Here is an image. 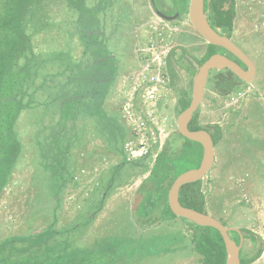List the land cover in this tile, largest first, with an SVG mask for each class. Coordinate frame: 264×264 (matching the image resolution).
Segmentation results:
<instances>
[{
	"label": "rangeland",
	"instance_id": "rangeland-1",
	"mask_svg": "<svg viewBox=\"0 0 264 264\" xmlns=\"http://www.w3.org/2000/svg\"><path fill=\"white\" fill-rule=\"evenodd\" d=\"M61 3L55 0L41 11L31 10L30 20L26 21L24 28L28 38L31 37L35 53L68 48L74 60L81 51L79 23H88L89 20L79 9L75 11L74 22L69 24L66 19L62 20L64 8ZM104 3L100 7L104 19L97 23L99 31L104 34L106 51L118 60V72L103 102V110L108 116L119 119L130 134L120 108L125 92L131 86L129 74L138 67L136 45L147 41L148 24L165 21L155 14L150 0H104ZM167 3L172 5L171 0ZM234 6L236 16L231 39L253 62L255 75L251 82L225 95L212 83L205 88L198 121L202 126L218 125L221 134L214 146L213 166L201 180V190L205 213L226 227L245 229L256 236L254 241L251 237L242 241L240 256L249 259L258 251L261 241L264 242V0H234ZM51 8L53 20L49 21L47 14ZM175 14L180 17L168 22L172 29V45L182 46L196 56L202 55L205 40L191 28L185 13L175 11ZM101 23L104 29H101ZM180 65L181 74L189 80L190 74L182 63ZM167 105L169 119L176 124L171 90L167 94ZM55 110L56 107L47 102L24 109L15 123L23 158L17 162L9 184L0 193V240L10 235L42 231L53 220L59 228L74 222L77 227L72 237V258L60 256L61 261L70 264H199L198 257L183 243H179L177 252L163 254L167 238H153L154 243L145 246L147 250L153 248L161 254L144 255L140 253L145 250L136 251L141 246L137 235L146 232L147 228L134 222L131 204L143 177H131L129 181L128 176L114 179L99 202L109 169L122 157L112 148L109 134L104 133L105 138L100 137L101 140L85 141L78 149L73 145L72 156L76 165L73 161L70 166L76 171L74 178L62 188H51L50 172L40 166V156L43 153L48 161L52 154L48 138ZM90 135L92 133L87 136ZM187 168L189 166L181 164L178 171L182 173ZM182 219L177 217L161 223L163 226L156 225L148 232L167 236V233L184 226ZM76 220L87 223L81 227ZM230 232L235 235V231ZM126 236L137 238L134 245L125 249L120 240ZM118 237L121 239L113 240ZM120 250L123 252L116 253ZM115 259L119 261L114 262ZM34 263L30 261V264ZM46 263L41 260L36 264ZM250 264H264V248Z\"/></svg>",
	"mask_w": 264,
	"mask_h": 264
},
{
	"label": "trees",
	"instance_id": "trees-1",
	"mask_svg": "<svg viewBox=\"0 0 264 264\" xmlns=\"http://www.w3.org/2000/svg\"><path fill=\"white\" fill-rule=\"evenodd\" d=\"M54 1L0 0V193L9 184L17 162L23 158L22 146L15 127L21 111L47 102L48 105L56 107L52 118L53 128L48 138L52 154L48 161L43 153L40 154V166L50 172L48 181L51 188H62L67 181L74 178L76 171L70 166L73 165V161L76 165L74 155L72 156L73 145L78 149L85 141L90 143V139L101 140L105 138L104 133L107 136L109 134L112 148L122 157L119 163L109 169L99 202L101 203L114 179L128 176L126 178L129 181L131 177L133 179L143 177L131 204L134 222L147 228L146 232L137 235L141 246L136 251L143 249L145 251L140 254L144 255L161 254V251H154L153 248L147 250L145 246L154 243L153 238H167L165 252H162L165 255L177 252L179 243H183L198 257L199 264H225L223 241L219 232L213 228L198 226L182 219L184 226L167 233V236L162 237L161 234L148 232L151 227L159 224V227L163 226L161 223H168L177 218L167 205V192L180 173L178 167L181 164L189 168L199 165L201 146L182 137L175 130L166 140L155 161L151 162L148 158L128 161L122 147L130 134L119 119L108 116L103 110V102L118 72V60L106 51L104 34L99 31L97 23L104 19L100 11V7L105 4L104 0H98V3L96 0L92 3L91 0H60L64 8L62 20L66 19L69 24L74 22L73 17L77 9L89 20L88 23H79L78 30L82 36V43H79L81 51L79 57L76 59L74 57V60L68 48L35 53L31 46V37L28 38L25 32V23L30 20L31 10L41 11L46 4ZM172 2L174 11L186 14L187 0ZM204 11L212 29L220 35L232 38L233 19L236 16L234 0H204ZM47 19L53 20V8L48 11ZM101 29H104L102 23ZM216 48L206 43L203 54L196 56L184 47L176 46L169 54L166 70L170 77L169 86L174 97L173 109L176 115L190 103L193 74ZM198 50L197 48L196 51ZM180 63L190 74L189 80H185L181 74ZM222 78L223 83L220 85L224 89V94H227L234 83L227 75ZM198 117L199 110L193 114L188 129H205L211 135L215 146L221 134L218 125L202 126ZM89 133L92 135L87 136ZM39 142L42 144V141ZM178 200L185 207L205 212L201 180L183 185L179 190ZM76 221L81 227L87 223L85 220ZM73 223L59 228L55 226L56 221L53 220L42 231L7 236L0 240V264H30V261L36 264L41 260H45L46 264H70L68 261H61L59 257L72 258L74 246L72 237L74 228L77 227ZM245 232L247 235H244V238L251 237L252 241L256 239L253 233L247 230ZM234 236L238 243V234L235 233ZM137 237L126 236L120 241L126 249L129 245H134ZM119 239L121 237L113 240ZM263 248L264 242L261 241L254 256L249 259L240 256V264L253 262L260 256ZM120 252L123 251L116 253ZM131 255L133 254L128 256ZM119 259H115L114 262H118Z\"/></svg>",
	"mask_w": 264,
	"mask_h": 264
},
{
	"label": "water",
	"instance_id": "water-1",
	"mask_svg": "<svg viewBox=\"0 0 264 264\" xmlns=\"http://www.w3.org/2000/svg\"><path fill=\"white\" fill-rule=\"evenodd\" d=\"M151 5L158 17L170 21L178 16H166L155 9L153 0ZM187 17L191 28L202 37L207 44L222 48L239 59L246 70L240 68L235 62L220 53H214L209 56L196 70L191 79L190 103L176 116V130L182 137L196 142L201 146V159L197 167L188 169L180 173L172 182L167 192V205L176 217L186 219L198 226L210 227L217 230L222 238L225 250V264H240V250L243 237L239 229L224 226L218 219L205 213L185 207L178 200L179 190L183 185L202 180L208 173L214 163V143L211 135L203 128L198 130H189L188 123L193 114L200 109L207 79L211 71L228 69L238 79L245 83L253 80L255 67L248 56L232 41L231 38L218 34L212 29L204 11V0H188ZM235 231L239 236V242L236 243L229 232Z\"/></svg>",
	"mask_w": 264,
	"mask_h": 264
},
{
	"label": "built area",
	"instance_id": "built-area-1",
	"mask_svg": "<svg viewBox=\"0 0 264 264\" xmlns=\"http://www.w3.org/2000/svg\"><path fill=\"white\" fill-rule=\"evenodd\" d=\"M146 28L149 36L146 42L136 45L138 67L129 74L131 86L120 108L130 128V137L122 147L128 161L142 158L155 161L176 130L175 122L166 112L170 77L165 63L172 45V29L168 23H150Z\"/></svg>",
	"mask_w": 264,
	"mask_h": 264
},
{
	"label": "flooded vegetation",
	"instance_id": "flooded-vegetation-1",
	"mask_svg": "<svg viewBox=\"0 0 264 264\" xmlns=\"http://www.w3.org/2000/svg\"><path fill=\"white\" fill-rule=\"evenodd\" d=\"M167 1L168 0H153V4H154V7H155V9L156 10H158L159 12H161V13H163L164 15H166V16H170V17H172V16H174L175 15V11H174V7H173V2H172V5L170 4H168L167 3ZM172 1V0H171ZM150 5H151V1H150ZM152 6V5H151ZM153 8V7H152ZM156 14V13H155ZM157 15V14H156ZM186 15H187V12H186ZM180 17V15H178L176 18H179ZM160 18V17H159ZM176 18H174L173 20H175ZM160 20H164V19H160ZM173 20H170V21H173ZM165 21V23H168V22H170V21H166V20H164ZM233 41V40H232ZM234 42V41H233ZM235 43V42H234ZM236 44V43H235ZM174 47H176L175 45H171V47H170V49H169V52H168V54H167V56H166V60H167V58H168V56H169V54L172 52V50L174 49ZM214 53H220V54H222V55H224V56H226L227 58H229V59H231L233 62H235L240 68H242L243 70H246V66L239 60V59H237L235 56H233L231 53H229V52H227L226 50H224V49H222V48H219V47H217L216 48V50H215V52ZM213 53V54H214ZM249 58V57H248ZM166 64V63H165ZM212 73H213V76H211L212 75ZM229 73H230V75H229ZM225 75H227V76H229V77H231V79H232V81H233V83H234V86L230 89V90H233V89H235V88H238V87H241V86H243V85H245V84H247V83H245V82H243V81H241L240 79H238L233 73H231L228 69H221V70H215L214 72H211V74H209V76H208V79H207V83H206V86L208 85V84H210V83H212V85L213 86H216L217 87V89L221 92V94L222 95H225L224 93V89L221 87V85L220 84H222L223 83V78H222V76H225ZM239 231H240V234H241V236L243 237V239H245L244 238V235H247V233L244 231V230H242V229H239ZM236 234H238L237 232H235ZM229 236L235 241V242H237L236 241V238H235V236H234V234H232L231 232H229ZM238 236H240L239 234H238Z\"/></svg>",
	"mask_w": 264,
	"mask_h": 264
}]
</instances>
